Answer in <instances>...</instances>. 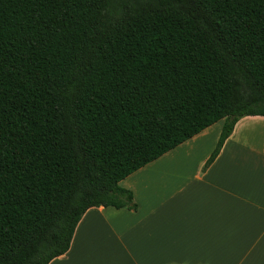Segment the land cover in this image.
<instances>
[{
  "label": "trees",
  "instance_id": "16d2710c",
  "mask_svg": "<svg viewBox=\"0 0 264 264\" xmlns=\"http://www.w3.org/2000/svg\"><path fill=\"white\" fill-rule=\"evenodd\" d=\"M264 117V0H0V264H50L120 183Z\"/></svg>",
  "mask_w": 264,
  "mask_h": 264
},
{
  "label": "crops",
  "instance_id": "0c3cea01",
  "mask_svg": "<svg viewBox=\"0 0 264 264\" xmlns=\"http://www.w3.org/2000/svg\"><path fill=\"white\" fill-rule=\"evenodd\" d=\"M224 121L120 183L137 211L92 208L50 264H264V117Z\"/></svg>",
  "mask_w": 264,
  "mask_h": 264
}]
</instances>
